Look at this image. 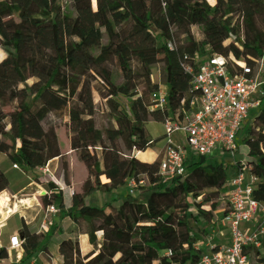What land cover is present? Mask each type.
Wrapping results in <instances>:
<instances>
[{
	"label": "trees",
	"instance_id": "1",
	"mask_svg": "<svg viewBox=\"0 0 264 264\" xmlns=\"http://www.w3.org/2000/svg\"><path fill=\"white\" fill-rule=\"evenodd\" d=\"M167 42L176 51L168 50ZM0 51V107L16 106L9 116L0 111V154L30 172L43 168L54 156L38 143L54 122L66 118L69 150L86 171L80 193L71 194L67 207L57 183L33 178L58 203L60 219L73 223L91 247L80 257L75 242L63 240L55 264H195L200 251L190 220L213 219L229 168L187 151L186 176L152 175L162 154L146 162L132 147L143 152L151 141L160 142L145 128L150 95L157 90L154 66L163 65V115L183 125L190 78L178 58L185 55L193 65L196 54L220 56L231 74L240 72L238 61L253 68L264 53V0H0ZM118 98L129 101V113ZM245 128V161L259 179L253 198L264 203V87ZM63 174L67 182L65 167ZM139 177L145 186L136 196H118L128 180ZM6 186L0 171V193ZM195 191L202 195L191 203ZM97 193L107 194L108 202L87 205ZM193 206L196 215L190 213ZM55 233L32 232L22 223L20 263H35ZM252 253L253 264H264V255Z\"/></svg>",
	"mask_w": 264,
	"mask_h": 264
},
{
	"label": "built area",
	"instance_id": "2",
	"mask_svg": "<svg viewBox=\"0 0 264 264\" xmlns=\"http://www.w3.org/2000/svg\"><path fill=\"white\" fill-rule=\"evenodd\" d=\"M166 47L170 51H176L171 42H167ZM186 61L185 55L178 58L180 69L190 78L188 92L191 101L188 112L183 113V125H178L163 115L162 110L167 103L165 78L162 84L156 82L157 90L150 95L153 105L148 113L151 114L155 109L162 113L161 128L163 136L168 139L163 147L150 142L151 148L162 154L159 165L150 171L152 175L186 176L188 172L183 162L187 151L206 158L211 157L214 152L220 156L227 153L235 155L238 152L237 138L240 131L248 126L253 114L260 107L264 80H259L258 75L264 63V53L255 61L253 68L242 61L236 62L240 68L238 74H231L226 68L225 60L220 56L196 54L193 65H188ZM157 74L160 75L158 71ZM177 132L182 133V145H175L170 140ZM131 152L139 153L134 147ZM232 164L234 173L228 176L220 193V197L224 199L218 219L220 229L216 230V236H207L203 245L205 251L200 249V242L195 244V248L200 251L195 264H252L251 253L260 251L263 246L264 203L253 198V190L259 179L253 174L252 165L244 158H238ZM12 168L20 170L15 165ZM42 169L49 174L48 164ZM144 186V179H130L126 182L123 193L134 197L139 188ZM63 191L64 188L59 185V192ZM43 212L45 218L60 214L59 209L50 201L45 204ZM45 228L43 222L36 232H44ZM22 242L21 235L13 232L2 253L7 249L22 253ZM21 260L22 255L16 258L15 263L19 264Z\"/></svg>",
	"mask_w": 264,
	"mask_h": 264
},
{
	"label": "rangeland",
	"instance_id": "3",
	"mask_svg": "<svg viewBox=\"0 0 264 264\" xmlns=\"http://www.w3.org/2000/svg\"><path fill=\"white\" fill-rule=\"evenodd\" d=\"M85 52L88 53H95L96 48H83ZM206 52H209V48L206 47ZM4 57V54L0 51V60ZM246 58H251V53H246ZM261 71L259 72L258 79L264 80V63L260 67ZM157 71L159 74H157ZM153 76L154 78L159 81L161 84L163 83V65L162 63H158L153 68ZM117 101L120 103L121 107L129 113L128 110V103L127 99L118 98ZM155 109L154 111H157ZM0 111L4 113L6 116H9L14 111H16V106L14 103H9L6 106L0 107ZM163 112V110H162ZM66 127H67V119L63 118L60 121L54 122L51 128H49L46 132L45 141L38 143L40 146L48 145L51 151V154L54 158L48 164V171L49 174L44 172V170L37 169L35 171H28L22 167H19L20 170H13L12 164L8 162H1L0 167L2 168L4 175L7 177V186L9 184L10 189L12 188H20L21 185L22 189L16 193L17 195H10L7 191V186L4 191L7 198L12 203H16L18 200H24V203L17 204V211L16 213L10 215L7 218L6 223L4 224V220L0 223V249L1 253L3 252V248L7 247L8 238L13 232H17L21 235V224L24 223L32 232H36L40 229V224L45 223L46 228L45 232L50 230L56 229V233L54 235L53 240L47 246L44 255H39L35 257L34 264H55L58 260L57 257V250L58 246L63 240H71L75 242V246L78 249V253L80 257L87 255L91 251V247L88 244L86 237L81 235V233L77 230L73 223L68 222L67 220L60 219L59 216L56 217H44V206L47 202H52L58 208V203L54 202L53 196H47L44 193H48V188L45 185L39 186L33 182L34 177H41L43 180L50 179L53 182L56 181L58 185L64 188L63 193L61 194L62 197V206L67 207L70 204L71 199V192L76 194L80 193V187L83 181L86 178V171L78 161L75 154L69 150L67 134H66ZM146 130L151 135V139H155L159 137L160 142L158 146H162L166 142V137L161 134L159 129L153 126H147ZM248 137V131L246 128L240 131L237 144H238V152L235 155L224 154L220 156L217 152L212 154V157L219 162H222L226 165L229 170L233 169V161L237 160L238 158L245 159V148H244V141ZM170 140L175 145H182L184 143L182 133L177 132L170 137ZM157 152H155L152 148H149L147 153L142 154H134L137 158L142 159L143 161H153ZM62 156V158H59ZM64 165V166H63ZM63 167L66 168V181L64 182V174H63ZM233 171H228L229 176L232 175ZM139 179H143V177H139ZM68 183V184H66ZM124 193H119L118 196H122ZM135 196L137 194H134ZM202 195L201 191L190 192L189 194V202L200 201L199 196ZM109 197L107 194L104 193H97L85 200L87 205H92L95 207H101L103 204L108 202ZM224 199L221 197L219 198L214 211L212 212V222L211 225L210 217L206 215H201L200 217V224H195L193 220H190V226L192 229L193 235L197 238V242H200L202 245L200 249L205 251L206 249L203 247L204 243L206 242L208 235L216 236V230L220 229L218 227V219L220 218L221 211L223 209ZM204 209H208V205L202 204ZM197 207L193 206L190 209V213L192 215H196ZM3 214L0 213V220L2 219ZM111 216L108 214V220ZM215 233V234H214ZM7 258L1 259L0 261L2 264H16V258L18 254L20 256L22 253H16L14 251L6 250ZM253 253H251V263H254ZM259 255H264L263 248L260 249ZM29 261L22 262L20 264H28Z\"/></svg>",
	"mask_w": 264,
	"mask_h": 264
},
{
	"label": "crops",
	"instance_id": "4",
	"mask_svg": "<svg viewBox=\"0 0 264 264\" xmlns=\"http://www.w3.org/2000/svg\"><path fill=\"white\" fill-rule=\"evenodd\" d=\"M153 75V74H152ZM153 80L155 81V82H157V80L154 78V76H153ZM161 123H162V113L160 112V111H153L151 114H149V121L145 124V128L148 126H153V127H155V128H157V129H159V131L161 132V134H163V132H162V128H161ZM148 132V131H147ZM149 134V133H148ZM149 136H151L150 134H149ZM168 141V139H166V142ZM173 143V142H172ZM158 145V144H157ZM149 149H146V150H144L143 152H139V153H142V154H145V153H147V151H148ZM139 153H136V154H139ZM140 159V158H139ZM140 160H142V159H140ZM0 161L1 162H8L9 163V161L7 160V158L4 156V155H2V154H0ZM143 161V160H142ZM146 162H151V161H146ZM13 170H15V169H13ZM0 171L4 174V172H3V170H2V168L0 167ZM228 171H233V173H234V169H231V170H229L228 169ZM228 171H227V175H229L228 174ZM232 173V174H233ZM5 176V175H4ZM5 178H6V180H7V177L5 176ZM8 182V181H7ZM22 186L23 185H21V187L20 188H17V189H15V188H12V189H10V187H9V184H8V186H7V191H8V193L10 194V195H17L16 193H18V191H20L21 189H22ZM10 215H12V214H10ZM10 215H7L6 217H5V219H4V224L6 223V221H7V218L10 216ZM188 263V261H183L182 262V264H187Z\"/></svg>",
	"mask_w": 264,
	"mask_h": 264
},
{
	"label": "bare ground",
	"instance_id": "5",
	"mask_svg": "<svg viewBox=\"0 0 264 264\" xmlns=\"http://www.w3.org/2000/svg\"><path fill=\"white\" fill-rule=\"evenodd\" d=\"M24 203V200H18L17 204ZM17 204L10 202V200L7 198L6 194L4 192L0 193V213L3 214L2 219L0 220V223L5 219L7 215L14 214L17 211ZM18 257H21L20 254ZM7 253L4 252L1 255V259H6Z\"/></svg>",
	"mask_w": 264,
	"mask_h": 264
}]
</instances>
